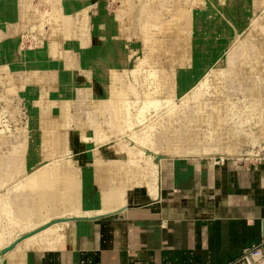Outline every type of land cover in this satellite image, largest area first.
I'll return each instance as SVG.
<instances>
[{
	"label": "rangeland",
	"instance_id": "1",
	"mask_svg": "<svg viewBox=\"0 0 264 264\" xmlns=\"http://www.w3.org/2000/svg\"><path fill=\"white\" fill-rule=\"evenodd\" d=\"M19 1L21 0H0V4H6L5 6L8 7L7 13L9 14L4 19L6 26L0 28V37L2 36L0 38V263L8 257L11 263L15 264L16 252L33 249L35 244V241H31L33 234L36 235L35 238L43 242L44 246H47L46 242L52 236L50 232L42 234L33 227V224L37 223L40 218L34 214L29 194L30 186L26 184L34 174L30 178L26 176L27 178L20 179L23 174L18 176L22 165V161L19 160L22 152L32 159L33 150L37 159L32 166H37L38 157H40L46 164L43 165L42 162L39 169L48 170L52 175L58 173L61 177L66 176L64 179L69 174L81 178L84 171L93 173V169L97 170L85 160L75 158L76 153L81 156L85 153L81 149L82 143L94 146V148L97 146L98 136L95 134L97 131L94 129L95 123L100 121L104 123V127H108L112 122V114L107 110L105 115L96 112L93 106L95 100L92 95V98L89 97L86 83L75 78L76 75L83 78L93 75L92 69L95 63L92 60L89 61L88 57L98 54L99 51L96 52L95 49L96 44H114V40H120L128 50L130 56L128 55L127 81L135 86V91L126 100V106L130 103V108L121 109L120 113L121 118L125 115L126 118L132 117L136 121L134 127L139 137H144L146 132L143 128L145 126L154 123V130L149 131L148 136L147 134L145 136L149 147L148 153L153 147L150 140L162 146L164 137L174 130L183 133L190 146H193L192 139H196L195 142L197 141L198 144L193 146V149H196L198 153L187 156L210 158L206 155L207 151L216 148L220 152L223 148L221 142L224 144L232 134L235 139L242 137L237 141L241 156L231 157L222 154L220 156V152L214 154V157L210 155L212 158H247L254 162L264 161V134H262L264 113L260 109L258 112V109L250 104V97L246 98L251 94V88L257 83L253 82V79L257 78L258 85L264 89V72L256 68L255 70L259 73L254 74L255 71H250L251 74L246 72L242 74L234 65L238 64V69L247 67V71L248 67L251 69L258 65L264 67V0H203L193 4L188 0H164L163 4L169 5L170 9L164 6L163 9L160 7V10H156L153 15H156L157 19L155 21L152 19L148 27H143L141 22L149 16L145 13L143 15L141 11L139 21L132 26L134 28L126 29V33L122 35L118 30L119 26H116L115 29L119 36L114 38L105 32L106 21L112 24L118 23L116 12L121 10L123 3L119 0L88 2L86 26L92 33V41L85 49L87 53L90 50L95 53L83 54L80 50L82 48L80 41L72 40L79 48L76 50L78 63L75 68L77 70L73 75L75 95L72 94V102L69 103L71 121L69 120L68 129L71 136H74L71 141L72 145H54L50 151L45 149L36 138L35 132L38 119L39 122H44L45 115L50 121L60 120L57 117L53 119L52 112L58 110L59 104L52 105L47 102L45 105H39L36 99L42 97L45 88L55 85L56 81L53 78H46L52 75L54 69L59 68L54 60L64 51V47L61 44L53 46L51 57L46 56L42 59V52H45L48 45H53L51 42L55 43L54 40H56L48 19L44 18L49 7L43 2L29 0L24 8V14L37 11L40 17L29 21L22 19L20 22L13 9ZM137 4L136 0L129 3V17H131L133 7ZM150 12L153 11L150 10L148 13ZM185 13L189 15L191 21L194 13L197 16L200 15L201 31L185 28L187 24L183 16ZM42 14L45 15L42 16ZM103 15L107 16L103 18L106 21L100 19ZM159 17L161 20H158ZM124 22L129 21L126 19ZM96 26L100 27L96 29ZM203 30L204 34H202ZM148 33L154 37V43L146 38L145 34ZM107 39L109 41H106ZM184 43H188L190 49L186 48ZM141 59L147 61V65L145 64L147 70L155 71V85L161 82L163 86H178L179 90L177 95L171 93L169 98H161L158 105L150 104L143 114H140V108L144 105L145 87L139 83L138 77L133 75L134 71H132ZM253 62L259 64L255 66ZM110 80L108 78V84L112 86ZM159 89L160 87L158 91ZM218 94H221L220 99L217 98ZM218 106L219 108H216ZM202 112L204 114H201ZM215 114L218 116L217 122L210 124ZM200 115L207 116L211 122H208L209 124L197 123ZM169 118H172L171 121ZM77 123L86 124L88 128L89 138L86 142L78 136ZM122 125L126 130L124 132L114 130V134H111L114 135L113 140L126 138L125 135L129 136L131 129H134V124L128 121ZM42 131L49 133L46 130ZM136 141H139L140 145L143 143L137 139ZM61 142L69 144V138ZM154 151H152L153 157L156 156ZM149 156L148 158L152 157ZM140 160L142 161L143 158ZM143 163L139 165L143 166L141 165ZM144 164L147 165L146 162ZM132 167L134 170L136 166ZM24 234L26 237L21 238L13 250L2 253V250Z\"/></svg>",
	"mask_w": 264,
	"mask_h": 264
},
{
	"label": "crops",
	"instance_id": "2",
	"mask_svg": "<svg viewBox=\"0 0 264 264\" xmlns=\"http://www.w3.org/2000/svg\"><path fill=\"white\" fill-rule=\"evenodd\" d=\"M91 1L102 0H63L64 10L82 12ZM119 1L122 13L129 2ZM139 5L133 7L131 17L122 16L129 21L122 18L123 27L114 24L122 35L139 21ZM114 44H96V52ZM56 75L53 70L48 76L55 80ZM84 79L77 75V80ZM97 94L101 95L99 89ZM36 129L42 144L58 133L39 119ZM71 135L63 134L69 143ZM66 145L72 143H62ZM24 159L28 155L22 152L19 160L23 163ZM259 161L163 158L157 162V171L146 177L149 184L130 192L118 209L107 212L88 206L87 213L68 222L60 242L51 245L47 241L44 246L41 241L42 248L29 249L22 264H234L245 248L260 245L264 251V161ZM84 173V188L92 191V172ZM116 178L114 170L107 177L103 174L100 192L101 187H115ZM0 264L12 263L6 257Z\"/></svg>",
	"mask_w": 264,
	"mask_h": 264
},
{
	"label": "bare ground",
	"instance_id": "3",
	"mask_svg": "<svg viewBox=\"0 0 264 264\" xmlns=\"http://www.w3.org/2000/svg\"><path fill=\"white\" fill-rule=\"evenodd\" d=\"M127 1L129 3L135 2V0H127ZM136 1L138 3L140 2L139 6L141 11L143 12V15L148 14L147 16H149L148 19L141 22L143 27H148L149 22L152 19L153 21L157 19L156 15H153V13H155L156 10H160V7L163 9V7L166 6L167 9H170L169 5L163 4L164 0H136ZM188 1L193 4L197 2H202L203 0H188ZM28 2L29 0H21L19 1L18 5L16 4L15 7H13V9L16 12V16L18 17V20H20V22L22 21V19L23 20L27 19L29 21L40 17V14H38L37 11H32V12L29 11L30 12L29 14L27 15L24 14V8L26 7V5H28ZM41 2L47 4L49 7V10L45 13L46 16H44L45 14H42V16L48 19L47 21L52 29L51 30L52 34L56 37L55 38L56 40H54L55 43L52 41L51 44L53 45L50 46L48 45V49H46L45 52H42L43 53L42 59H45L46 56L51 57L53 46L55 47V45L61 44L62 47H64V51H62V53L58 55V58L54 60V62H56V64L59 67L57 70L54 69L57 73L56 75L57 78L55 79L57 83L55 82V85H51L47 88L44 87L46 90L43 93L42 97L40 99L35 98L37 104L39 105H45L47 102L52 105H55L56 103L59 104L58 110L52 111L54 115L53 119L54 117L55 119L57 117L58 119H60L59 121H50L47 115L44 116L46 117V120L44 121V125L50 126L52 130L58 132L56 136H52V139H45L43 141L44 147L48 151H50L54 148V145H62L61 141L65 139L63 134L66 133L68 136V133L70 132L68 126H69V120L71 119L70 118L71 105H69V103L72 102V96H73L72 94L75 95L74 80L77 77L73 78V75L76 74V70H77L75 68V65L77 64L78 61V54L76 50L79 49L78 45L72 42V40L73 39L79 40L80 41L79 44L82 47L80 48V50L82 51L83 54L85 53L87 55L88 53L85 47L91 44L92 33L89 30V28L86 26L87 8L82 12L68 14L64 10L63 0H41ZM1 4H0V28L6 26L4 19L9 15L7 13L8 7L5 6L6 4H2V5ZM128 8H129L128 6H125L122 9V13L121 12L117 13L116 17L118 18V22L120 23V25H123V23L121 24L122 21L120 20L122 19V16L128 15L129 12ZM150 10H152L153 12L148 13ZM195 14L196 13L193 14L192 21L189 19L188 14L185 13L183 15L187 23L185 28L187 29L192 28L193 31H196L197 29V31L199 32L201 31L202 24L200 21V15L197 16ZM160 17L158 20H161ZM261 26L262 25H260V27ZM100 32L103 33L102 31ZM105 32H107V35L111 36L112 38L119 36L117 30L114 28V24H112L109 21H106ZM145 36L146 38H148V40H151L154 43V37L151 36L150 33L145 34ZM151 37L153 39H151ZM106 41H109V39H107ZM114 42H115L114 47L107 48L106 50L101 49L98 52V54L95 55L94 57L87 56L89 58L88 59L89 61L92 60V62L95 63V67L92 69L93 75H88L87 78L85 76L84 77L85 79L83 80V82L86 83L87 93L89 97H91L92 95L93 100H95L93 106L96 112L104 114L107 110V112L112 114V122L110 126L104 127L103 125L104 123L100 121L94 124V129L97 130L95 134L98 136L97 146H95L94 148V146L91 147L88 144L82 143L81 149L82 151H85V153L82 156L79 155V153H76L75 156V158L84 159L86 163H90L97 169L96 171L95 169H93V173H92L93 183H94L93 190L92 191L85 190L84 172L81 178L76 177L74 174L67 175V178L65 179L64 177L66 176L61 177L60 175H58V173L52 175V173H50L48 170L39 169V166H41L43 162L40 157H38L37 166H32L33 165L32 163H35L34 161H36L37 159V157L34 156L33 150L31 155L32 159L30 158H28V160L24 159L21 165V169L18 171L19 173L17 172L19 177L21 174H23L20 177V179L26 176H29L30 178V176L34 174L29 179V182L26 184V186L28 185L30 186L29 194L31 195L30 200H32V207L34 208V214L36 215V217L40 218V220L37 223L33 224V227L34 229L40 231L42 234L43 233L46 234L50 232L49 234H51L52 236H50L48 242L51 245H54L55 243H58L63 239L65 234V227L68 224V220L70 218L76 217L77 215L83 216V214L87 213V211L90 209L88 208V206L94 205L93 209H97L98 211H100L103 208L104 211L107 212L113 211L114 209L116 210L118 209V207L117 208L115 207L118 206V204H121L122 202L124 203V201H126V198L131 194L130 192H133L136 189L143 188L146 185H148L149 183L146 180V177L150 172L155 173L157 171L156 168L158 166V163L156 157L158 155L164 156V158H171L174 156H187L189 154L198 153L196 149L195 150L193 149L194 148L193 146H197L198 144L197 141L195 142L196 139H192L193 146H190V144L186 142V137L183 133H179L178 131L172 130L171 131L172 133H169L167 136L164 137L165 139L162 146H160L158 142L154 140H150V142L152 143L151 146H153L152 151L155 150L154 152L156 155L155 157H153L154 155L152 156L153 154L152 151L148 153L147 149L149 147L145 136L146 134L148 136L149 131L154 130L155 128L154 123H149L147 126H145L143 128L144 131L146 132L144 137H139V135H137L138 131L134 127L136 126V121H134L132 117L126 118L125 115L123 118H121V113H120L121 109L124 110L126 108L128 110L130 108V103L127 104L126 106V100L129 99L131 94H133V92L135 91V86L131 82L127 81L128 77L126 73L128 72L127 66L129 65V56H130L128 50H126L125 45L120 40H114ZM184 45L186 48L190 49V45L188 43H184ZM83 49H85V51ZM82 53L80 55H82ZM39 62H41V60ZM146 62L147 61L142 59L139 60L138 65H136L135 69L132 70L134 71L133 75L138 77L137 80H139V83H141L145 87L143 92L144 105L143 107L140 108V112H141L140 114L145 113L146 108L150 104L158 105L161 98L164 97L169 98L171 96L170 95L171 93L172 95H177V93H179L178 86L176 87L173 85H171V87L169 85L163 86L161 82L156 83L157 85H155L154 83L156 78V75L154 73L155 71L147 70V67L145 66ZM255 63H254L255 66L259 64V63L258 64ZM234 65L236 66L237 71L242 74L244 72L251 74V72L253 71H255L254 74L259 73V71L264 72V67L261 65L260 66L258 65L254 69L248 67V71H247V67H242L238 69L239 65L238 64H234ZM144 66L146 68H144ZM51 68H53V66ZM256 68L259 70L258 72L255 70ZM48 77L46 79H49ZM108 78L111 79L110 81L112 83V86L108 84ZM263 78H264V73H263ZM253 82H257V83L251 88V94L247 95L246 98L250 97L251 98L250 104L255 109H258L257 110L258 112L260 109L261 112L264 113V89H262L261 86L258 85L259 82L257 78H255V80L253 79ZM62 84L65 85L61 86ZM159 87L160 89L158 91ZM98 89L100 90L101 93L100 96L97 94ZM218 95L219 96L217 98L220 99L221 94ZM106 106L108 107L106 108ZM216 108H219V106ZM201 114H204V112H202ZM260 115L262 116V113ZM169 119L171 121L172 118ZM198 119L199 121L197 123H201V124L203 123L206 124L208 122H211L208 119V117L204 115L203 116L200 115ZM217 119L218 116L217 114H215L213 118V122L210 124H216L215 122H217ZM127 121L131 124H134L133 125L134 129H131L129 136L125 135L126 138L113 140L114 135L112 136L111 134H114V130L116 129L117 131L119 130L120 132L122 131L124 132L126 128L122 124L123 123L125 124V122ZM87 129L88 128L86 124L77 123L76 131L78 133V136L81 139H83V141L85 140V142L89 138L87 135ZM252 129H254V127ZM262 134H264V131H262ZM230 135L231 136H229V139L226 137L227 140L225 141L224 144H222L221 142V145H223L222 146L223 148L220 149L221 153L218 152L219 150H217L216 148H212L207 151L206 155L209 156L210 158H211L210 155L213 156L216 153H220V156L222 155L223 156L228 155L231 157L241 156L237 148L238 147L237 141L241 140L242 137L240 136V138L235 139L234 137H232V134ZM136 139L142 141L143 143L140 145V143H138L139 141L137 142ZM221 141L223 140L221 139ZM69 144L71 145V141ZM149 155L152 157H150ZM148 156L150 158H148ZM248 156H252V155H248ZM141 158H143L142 161L140 160ZM216 159L218 160V158ZM141 162L144 163L146 162L147 165L143 163L141 164L143 166H140L139 164ZM44 163L45 162H43V165L46 164ZM127 165L130 166L126 170L123 167H126ZM132 166H136L134 170L132 169L133 168ZM21 170L23 172H21ZM113 170L117 175L116 186L115 187L109 186L107 189L101 187L102 191L100 192V183L102 181L101 179L103 178V174H105V177H107L108 173H112ZM35 237L36 235L33 234L31 240V241H35L34 248L37 249L42 248L41 240ZM22 245L23 244H21V246ZM26 252L27 251L16 252L15 264H22L24 262Z\"/></svg>",
	"mask_w": 264,
	"mask_h": 264
},
{
	"label": "built area",
	"instance_id": "4",
	"mask_svg": "<svg viewBox=\"0 0 264 264\" xmlns=\"http://www.w3.org/2000/svg\"><path fill=\"white\" fill-rule=\"evenodd\" d=\"M234 264H264V251L260 245L245 248L242 257Z\"/></svg>",
	"mask_w": 264,
	"mask_h": 264
},
{
	"label": "water",
	"instance_id": "5",
	"mask_svg": "<svg viewBox=\"0 0 264 264\" xmlns=\"http://www.w3.org/2000/svg\"><path fill=\"white\" fill-rule=\"evenodd\" d=\"M218 157H219V156H218ZM162 158H164V156H160V155H158V156L156 157L157 162L160 161V159H162ZM218 159H220V158H218ZM73 219H76V218H70V219L68 220V222L71 221V220H73ZM28 235H29V234H28ZM25 237H26V234H24V235H23L22 237H20L18 240H16L15 242H13V243L10 244L9 246H7L4 250H2V253L5 254V253H8V252H10L11 250H13V249L16 247V245L18 244V241H20L21 238L23 239V238H25Z\"/></svg>",
	"mask_w": 264,
	"mask_h": 264
}]
</instances>
